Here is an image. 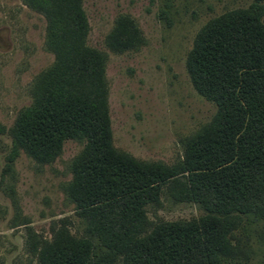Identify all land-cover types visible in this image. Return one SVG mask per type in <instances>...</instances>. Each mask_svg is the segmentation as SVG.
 Wrapping results in <instances>:
<instances>
[{"label":"trees","instance_id":"trees-1","mask_svg":"<svg viewBox=\"0 0 264 264\" xmlns=\"http://www.w3.org/2000/svg\"><path fill=\"white\" fill-rule=\"evenodd\" d=\"M48 19L54 64L40 72L32 101L11 129L14 148L50 162L66 140L83 143L68 189L83 233L59 225L34 244L38 264H252L240 235L253 222L264 235V22L258 7L232 10L196 34L186 68L196 91L216 106L184 157L168 167L112 144L102 56L85 45L77 0H28ZM113 48L131 44L118 29ZM168 182L175 200L203 212L188 220L152 221L148 209ZM264 264V251H262Z\"/></svg>","mask_w":264,"mask_h":264},{"label":"rangeland","instance_id":"rangeland-1","mask_svg":"<svg viewBox=\"0 0 264 264\" xmlns=\"http://www.w3.org/2000/svg\"><path fill=\"white\" fill-rule=\"evenodd\" d=\"M86 21L85 45L102 56V78L115 149L134 159L171 167L189 140L207 126L216 106L194 88L186 57L198 31L219 15L258 7L264 0H77ZM48 19L28 0H0V264H38L34 244L59 225L83 233V220L68 189L83 143L66 140L50 162L14 148L11 129L32 101L35 77L54 64L46 46ZM123 30L133 40L113 48L109 36ZM168 182L152 221L188 220L202 210L173 199ZM240 235L262 263L264 235L253 222ZM115 264H122L116 261Z\"/></svg>","mask_w":264,"mask_h":264}]
</instances>
